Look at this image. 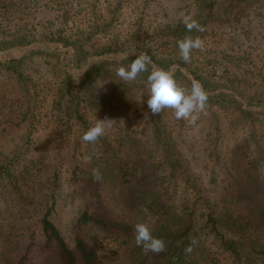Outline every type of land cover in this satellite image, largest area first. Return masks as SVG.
I'll return each instance as SVG.
<instances>
[{
	"label": "trees",
	"instance_id": "trees-1",
	"mask_svg": "<svg viewBox=\"0 0 264 264\" xmlns=\"http://www.w3.org/2000/svg\"><path fill=\"white\" fill-rule=\"evenodd\" d=\"M132 87L159 94L147 125L104 132L87 112ZM186 97L264 119V0H0V264H264V172L259 200L212 195L172 132Z\"/></svg>",
	"mask_w": 264,
	"mask_h": 264
},
{
	"label": "rangeland",
	"instance_id": "rangeland-1",
	"mask_svg": "<svg viewBox=\"0 0 264 264\" xmlns=\"http://www.w3.org/2000/svg\"><path fill=\"white\" fill-rule=\"evenodd\" d=\"M57 48H61L58 44L54 45ZM127 90V91H126ZM157 91H151L144 88L125 89L124 91L117 92V102L120 104L121 115H118V120L110 118H99L96 115L91 114L89 111L87 115L94 119L95 124H99L104 132L112 133L113 130L117 131L118 125L122 126L126 130H133L134 133L142 131L143 124L147 122L149 117V110L153 105L159 103ZM194 95H190L192 100ZM189 98H184L182 101V108L179 116H175L171 120V125L173 126V134H175V139L179 142L177 144L178 150H180L184 158H188L193 165V172H198L200 180H203L207 190L216 197H221L220 200H259L263 197V167L259 169L251 167L248 169V163L246 158H253L254 154L260 153L261 146H257L256 143H263L264 140V119H256L254 122L250 119L240 121L236 119L235 114L225 113L222 109L217 111L218 122L209 111H204L198 105L194 106V103L188 102ZM169 115V114H168ZM210 116V119H208ZM181 117V118H180ZM47 117L41 119L40 126L49 123ZM117 124H116V123ZM219 123V127L223 136L221 141L217 143L215 153L212 158V162L222 163L221 167L217 170L218 174L216 177L211 173V170L207 163L208 158V148H205L211 140V133L207 131L210 126L213 128L215 124ZM210 125V126H209ZM253 127L254 136L258 140L254 139L249 135V131ZM47 130V126L45 127ZM128 128V129H127ZM43 129V128H42ZM249 137V143L244 139V136ZM241 139V140H240ZM241 141L242 145H239ZM208 142V143H207ZM238 142V143H235ZM243 143L248 144L243 146ZM262 146V147H263ZM264 156V151H262ZM206 156V157H205ZM221 160V161H220ZM224 162V163H223ZM247 168V169H246ZM257 175L258 180L251 179L248 175ZM227 186L224 187V185ZM183 186V184L178 185V188ZM225 188V189H224ZM69 187L65 183V188L62 191V196L59 198L58 208L55 214L56 221L64 227L68 218L71 215L72 201L69 192ZM227 193L222 196V193ZM237 190L242 192L241 197H236ZM231 194L232 196H230Z\"/></svg>",
	"mask_w": 264,
	"mask_h": 264
}]
</instances>
